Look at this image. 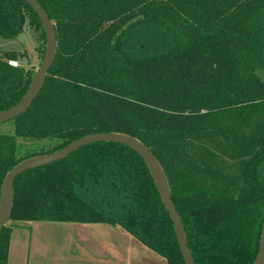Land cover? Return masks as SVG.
I'll list each match as a JSON object with an SVG mask.
<instances>
[{
  "label": "trees",
  "instance_id": "trees-1",
  "mask_svg": "<svg viewBox=\"0 0 264 264\" xmlns=\"http://www.w3.org/2000/svg\"><path fill=\"white\" fill-rule=\"evenodd\" d=\"M38 1L57 54L29 109L0 124V201L20 162L123 133L162 165L195 262L252 264L264 227V0ZM27 23L43 60L37 13L0 0L2 37L18 38ZM26 57L0 52V112L32 83ZM32 222L121 227L167 264H186L148 166L123 144L92 143L20 175L0 264L13 228Z\"/></svg>",
  "mask_w": 264,
  "mask_h": 264
},
{
  "label": "crops",
  "instance_id": "crops-1",
  "mask_svg": "<svg viewBox=\"0 0 264 264\" xmlns=\"http://www.w3.org/2000/svg\"><path fill=\"white\" fill-rule=\"evenodd\" d=\"M56 228L64 231L59 241L45 236ZM8 264H167V260L121 227L32 222L13 228Z\"/></svg>",
  "mask_w": 264,
  "mask_h": 264
},
{
  "label": "water",
  "instance_id": "water-1",
  "mask_svg": "<svg viewBox=\"0 0 264 264\" xmlns=\"http://www.w3.org/2000/svg\"><path fill=\"white\" fill-rule=\"evenodd\" d=\"M25 1L34 9L41 20L46 35L45 56L40 67L33 74L32 83L24 97L12 108L0 112V124L14 119L29 109L42 90L57 54V40L53 22L38 0ZM98 142H112L126 145L142 157L151 172L162 201L170 214L181 253L186 264H197L189 248L188 237L183 220L172 200L170 184L162 165L144 143L133 136L123 133L111 132L88 135L73 141L64 148L51 154L30 157L17 164L7 174L1 189L0 233L6 225L12 212L14 202V185L16 179L20 175L28 170L44 167L56 161L63 160L70 154L78 151L80 148ZM252 264H264V227L260 240L259 252Z\"/></svg>",
  "mask_w": 264,
  "mask_h": 264
},
{
  "label": "rangeland",
  "instance_id": "rangeland-1",
  "mask_svg": "<svg viewBox=\"0 0 264 264\" xmlns=\"http://www.w3.org/2000/svg\"><path fill=\"white\" fill-rule=\"evenodd\" d=\"M42 44L43 42L40 32L35 28L30 27L28 23L26 24L23 33L18 38L10 39L4 38L0 35V52L17 51L26 53L27 57L19 62L30 68L38 69L40 67L42 59L37 48L41 47ZM4 129H8V127H5ZM63 232L59 228H56L51 230V232L45 236L53 238L54 241H59L58 239L64 236Z\"/></svg>",
  "mask_w": 264,
  "mask_h": 264
},
{
  "label": "built area",
  "instance_id": "built-area-1",
  "mask_svg": "<svg viewBox=\"0 0 264 264\" xmlns=\"http://www.w3.org/2000/svg\"><path fill=\"white\" fill-rule=\"evenodd\" d=\"M13 64H15V63H13Z\"/></svg>",
  "mask_w": 264,
  "mask_h": 264
}]
</instances>
